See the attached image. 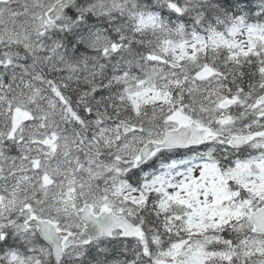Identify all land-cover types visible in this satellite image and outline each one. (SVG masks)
Instances as JSON below:
<instances>
[{
    "label": "snow or ice",
    "instance_id": "snow-or-ice-1",
    "mask_svg": "<svg viewBox=\"0 0 264 264\" xmlns=\"http://www.w3.org/2000/svg\"><path fill=\"white\" fill-rule=\"evenodd\" d=\"M0 264H264V0H0Z\"/></svg>",
    "mask_w": 264,
    "mask_h": 264
}]
</instances>
